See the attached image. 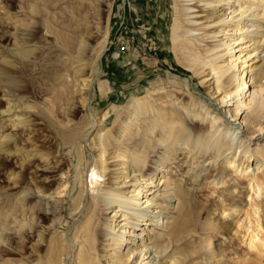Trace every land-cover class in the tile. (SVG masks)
Instances as JSON below:
<instances>
[{
	"label": "rangeland",
	"instance_id": "rangeland-1",
	"mask_svg": "<svg viewBox=\"0 0 264 264\" xmlns=\"http://www.w3.org/2000/svg\"><path fill=\"white\" fill-rule=\"evenodd\" d=\"M110 2L111 7L106 9L80 0H0V46L16 47L19 54L35 60L32 66H27L9 58V66H0V110L9 107L12 111L0 116V139L13 134V126H23L33 144V148L25 145L20 136H15L9 143L0 145V264H46L49 243H57L63 231H69V239L76 244L73 253L74 249L76 252L83 232L81 220H74L72 215L82 182L83 167L77 165L80 159L88 161L92 156V149L88 151L86 143L98 128L94 113L101 115L104 110H113L108 120L100 119L105 133L115 123L116 113L126 111L133 98L153 94L158 87L169 88L173 96L181 91L186 93L180 86L186 79L190 81V91L207 104L206 108L220 109L221 118L225 119L220 122L221 128L226 129L230 121H236L250 147L230 151L228 156L236 160L234 163L226 162L223 157L217 168L208 170L215 176V183H210L211 179L202 181L199 193L192 198L198 221L192 240L194 248L201 250L181 263L178 259L175 264H264L258 246L249 243L251 229L247 228L248 220L252 224L259 214L252 210L255 205L261 208L257 216L264 223V81L258 80L257 73L260 57L264 55V0L189 3L194 11L206 9L214 13L207 22L201 20L186 26L191 35L184 40L193 42L195 53L202 59L194 71L186 69L182 56L173 49L172 24L179 4L176 0ZM239 3L244 4L243 9ZM183 30L186 28L182 26L179 32ZM81 39L85 49L76 56L87 64L74 68L76 56L67 55L66 51L77 54ZM66 44L67 50L62 47ZM102 49L104 53L98 60L97 54ZM96 64L101 68L98 81L108 92L103 97L96 88L91 101L83 104L73 89L80 79L88 77ZM219 64L228 70L222 79L215 73ZM228 75H235V80L226 83ZM173 79L180 85L169 84ZM246 80L248 85L244 86ZM208 86L209 90L218 86L220 91L214 98L220 100L228 95L226 101H215L206 90ZM195 100L188 99L192 104ZM181 106L178 102L175 111L186 116V109ZM236 108L241 110L238 120L231 116ZM190 109L192 113L200 112L198 107ZM228 109H231L229 114ZM254 111L263 117L259 124L248 126L244 119ZM10 118L17 120L10 123ZM201 124L204 129H211L208 118ZM161 139L162 136H156L154 142L164 149L167 162L148 158L147 173L128 172L129 177L123 180L122 176L123 182L117 188L141 187L145 194L140 197L145 201L150 189L164 191L165 185L157 186L161 177V182L172 178L184 181L186 171L192 172L189 166L192 162L205 164L211 155L181 141L177 154H173L167 151L168 147L163 148ZM17 153L26 158L22 170L17 167ZM49 176L57 180L52 184L45 182ZM62 178L68 181V194L61 195V199L48 203L32 195L37 189L55 191ZM109 186L102 183L99 188ZM19 197L23 198L21 202ZM209 201L214 204L204 215ZM149 206L142 202L146 211L143 217L123 216L120 219L125 220L119 222L116 231L100 232L99 240L106 244L114 242L113 238L122 239L120 245L110 248L114 254L131 256L128 264H155L146 254L153 232L143 231L146 220L153 217L154 207ZM238 207L241 211L233 212ZM256 234L257 241L264 246V224ZM184 246H180V253L184 254ZM98 253L92 251L93 256Z\"/></svg>",
	"mask_w": 264,
	"mask_h": 264
},
{
	"label": "bare ground",
	"instance_id": "bare-ground-1",
	"mask_svg": "<svg viewBox=\"0 0 264 264\" xmlns=\"http://www.w3.org/2000/svg\"><path fill=\"white\" fill-rule=\"evenodd\" d=\"M80 1L95 6H102L106 9L111 7L110 0ZM191 1L176 0L179 4L176 6L172 33L175 44L173 48L175 50L174 52L176 55L182 56V63L186 69L194 71L202 63V59L195 53L193 42L184 40L191 35L190 29L186 26L195 25L196 22L201 20L207 22L210 18L213 19L214 13L206 9L194 11L193 7L189 4ZM239 6L242 9L244 8V4L239 3ZM213 10L215 11L216 8ZM182 26L186 30L180 33L179 29ZM79 43V52L75 55L67 50V44L62 47L67 50V55L76 56L80 55L85 49L84 40L81 39ZM103 53L104 49L98 52V60ZM9 58H16L27 66H32L35 63L32 57L19 54L16 47L0 46V66H9ZM73 61L75 64L74 68L87 64V62H83L77 56L74 57ZM219 65H217L215 73H218L222 79L228 74V70L222 64ZM77 70L80 71L81 68H77ZM257 70L258 80L263 83L264 55L260 57ZM100 72V65L96 64L95 68L89 72L88 77L80 79V82L75 84L73 91L81 97L80 99L84 102L83 104L86 103L85 101L87 103L91 101L93 90L96 88L103 97L107 94L108 90L106 87L103 86L101 80L98 81ZM209 75L210 72L206 74V76ZM235 78V75H228L226 83H231ZM67 79H69L68 75ZM169 84L180 85L175 79L169 81ZM247 85L248 81L246 80L244 81V86ZM180 86L186 89V93L181 91L178 95L173 96L169 88L158 87L153 94L146 93L144 96L140 95L139 97L133 98L128 103L126 111L116 113L114 118L115 123L109 129L106 126L107 131L105 133H103V128L105 129V127L101 126L100 119L102 121L108 120L113 110H110V108L106 111L104 110L101 115L94 113L96 119H98V128L95 135L86 143L88 145V147L86 146L88 151L91 152L92 149V156H89L88 161L83 160V164V161L80 159L77 165L78 167H83L81 168L82 182L72 215L74 220H81L80 224L83 232L80 236L79 247L76 246V252L74 249L73 253V247L76 244L69 239V231H63L58 236V242L54 243L55 247L53 246V242L49 243L50 256L46 264H128L131 256L126 257L111 252L113 249L110 246L120 245L122 242L121 238H113L114 242L106 244V242L99 240V236L103 229L110 233L111 231H116L119 222L125 220L124 218L120 219L123 216L129 215L133 219L143 217L142 215L146 211L142 208V202L148 203L150 205L149 208L154 207L152 211L153 217L146 220L143 229L145 232L148 231L149 234L153 232L152 237L150 236L148 240L149 243L146 245V254L150 261H153L155 264H175L179 259L181 263L201 250L194 248L196 246L192 240L195 238L193 233L197 231L198 225V221L195 219L196 210L193 199L199 193V185H201L202 181L208 179L212 180L210 183H215V176L208 170L210 168H217L223 157L226 159V162L234 163L236 160L232 157L230 158L228 153L237 149V147H250V144L243 140L242 130L239 126L235 125L236 121H230L226 129L221 128L220 125L222 123L220 122L221 120L225 122V119L221 118L222 114L220 109L217 108L216 110L210 111V109L206 108L207 104L190 91V81L188 79H186L183 86ZM214 89L215 91H213ZM214 89L209 90V86L206 88L209 91V95L215 101H219L220 103L225 102L228 95H224L220 100L216 99L214 95L220 91V88L217 86ZM190 98L196 99L194 104L188 101ZM178 102L182 105V108L186 109V116H181L176 113L175 105ZM191 107H198L197 111L200 109V112L192 113ZM229 111L231 109L226 111L227 114H229ZM240 111V109L236 108L235 111H231V116L235 117V120H238L237 117ZM11 112L9 107L1 109L0 116L10 114ZM262 117L261 113L254 111L244 120L250 126L254 123L259 124ZM206 118L210 122V130L204 129L201 124ZM16 120L15 118H10L9 121L12 123ZM25 129L23 126H13L11 129L13 134L2 136L0 145L9 143L12 137L20 136L25 145H30L33 148L31 138ZM89 132L90 130L85 136L86 139ZM63 135L68 138L65 132H63ZM156 136H162L163 148L165 146L168 147L167 151L169 150L173 154H177V145L181 141V143L183 142L187 145H194V148L202 150L201 153H211V155L205 164L198 160L192 162L189 165L191 168L190 171L192 172L189 173L188 170L186 171L187 177L184 181L178 178H172L161 182V177L157 186L160 184L165 185L164 191L162 190L161 192L158 189L153 190L152 188L147 191V199L144 201L143 197H140L141 194H145L141 187L131 185L128 190L117 187L120 186L123 180L129 177L127 175L128 172L130 174L135 172L147 173L149 169L146 168L147 166L145 167V161L148 158L151 160L154 158H162L163 161L167 162L168 158L163 153L164 149L162 150L154 142ZM82 150H86L85 145ZM15 155H17V167L22 170L25 167L26 158L20 153ZM131 156L133 158L129 161L128 159ZM122 176L124 178L120 180ZM250 178L254 180V176ZM55 180H57L56 177L49 176L45 179V182L52 184ZM66 182L68 181L62 178L61 185L55 191L48 192L37 189L32 195L48 203L57 201L61 199V195L68 194V184ZM102 183L109 184V188H99ZM261 189L262 186L258 184V190L261 191ZM151 194L155 195L149 197ZM18 200L21 202L23 198L19 197ZM151 204L153 205L151 206ZM213 204L214 201L207 202L202 214L207 215L210 211L209 208ZM252 210H254V213H261L259 205L252 206ZM237 211L239 213L241 209L233 210V212ZM170 212L173 213L171 217H169ZM107 214L111 215L107 216V218L101 217ZM259 214H256V219L252 224L251 220H248L249 225L247 228L248 230L251 229L248 234V239H250L249 243L253 247L258 246L260 254L264 255L263 243L256 239V232L262 230L264 224L259 216H257ZM68 225L69 227H73L70 223ZM148 225H154L160 230L155 231V228H146ZM183 244H185L183 247L184 254L180 253V246ZM92 251H98V256H93ZM21 258H24V255Z\"/></svg>",
	"mask_w": 264,
	"mask_h": 264
}]
</instances>
